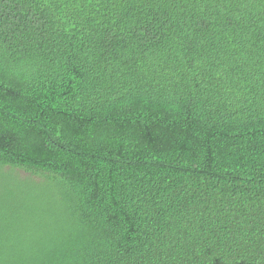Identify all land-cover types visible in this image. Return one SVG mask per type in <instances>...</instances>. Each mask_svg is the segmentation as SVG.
<instances>
[{"label":"trees","instance_id":"16d2710c","mask_svg":"<svg viewBox=\"0 0 264 264\" xmlns=\"http://www.w3.org/2000/svg\"><path fill=\"white\" fill-rule=\"evenodd\" d=\"M0 264H264V0H0Z\"/></svg>","mask_w":264,"mask_h":264}]
</instances>
